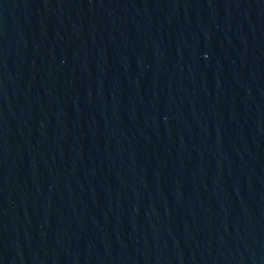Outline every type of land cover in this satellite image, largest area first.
I'll return each mask as SVG.
<instances>
[{"label":"water","instance_id":"water-1","mask_svg":"<svg viewBox=\"0 0 264 264\" xmlns=\"http://www.w3.org/2000/svg\"><path fill=\"white\" fill-rule=\"evenodd\" d=\"M0 264H264V0H0Z\"/></svg>","mask_w":264,"mask_h":264}]
</instances>
